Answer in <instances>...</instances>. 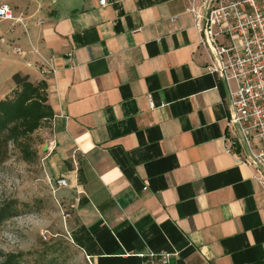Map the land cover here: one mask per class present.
I'll use <instances>...</instances> for the list:
<instances>
[{
  "label": "crops",
  "instance_id": "crops-1",
  "mask_svg": "<svg viewBox=\"0 0 264 264\" xmlns=\"http://www.w3.org/2000/svg\"><path fill=\"white\" fill-rule=\"evenodd\" d=\"M190 1L48 0L12 21L32 52L9 63L2 87L15 73L47 84L43 160L89 264H139L145 250L171 252V264H264L263 187L224 151V92Z\"/></svg>",
  "mask_w": 264,
  "mask_h": 264
},
{
  "label": "built area",
  "instance_id": "built-area-1",
  "mask_svg": "<svg viewBox=\"0 0 264 264\" xmlns=\"http://www.w3.org/2000/svg\"><path fill=\"white\" fill-rule=\"evenodd\" d=\"M186 11L193 16L198 45L207 54L205 69L218 78L224 92V151L254 168L264 191V0H191ZM0 20L20 22L7 3H0ZM53 59V54L41 56L43 75L56 72ZM148 105H154L150 97ZM57 184L66 185L65 178H58ZM136 255L139 264H171L169 251Z\"/></svg>",
  "mask_w": 264,
  "mask_h": 264
},
{
  "label": "rangeland",
  "instance_id": "rangeland-1",
  "mask_svg": "<svg viewBox=\"0 0 264 264\" xmlns=\"http://www.w3.org/2000/svg\"><path fill=\"white\" fill-rule=\"evenodd\" d=\"M13 8L14 15L25 9L44 5L48 0H0ZM197 4L199 0H196ZM8 31L9 37L0 41V97L5 93L4 79L9 63L24 60L32 52L30 42L16 43L19 32L25 34L27 27L12 24L11 20L0 21L1 32ZM15 38V39H14ZM6 43L18 44V50L5 52ZM37 47V46H36ZM41 51V49L38 47ZM233 83V82H231ZM8 90L4 97L8 96ZM44 127V126H43ZM43 127L33 132L28 143L36 155L29 160L21 158L20 151L9 144L8 156L0 164V203L17 199L19 213L0 225V260L3 254L22 251V264H89L87 259L68 239L67 197L51 186L44 162L42 145L46 140Z\"/></svg>",
  "mask_w": 264,
  "mask_h": 264
},
{
  "label": "trees",
  "instance_id": "trees-1",
  "mask_svg": "<svg viewBox=\"0 0 264 264\" xmlns=\"http://www.w3.org/2000/svg\"><path fill=\"white\" fill-rule=\"evenodd\" d=\"M12 79L14 87L0 99V164L8 156L10 143L20 151L23 160L35 156L28 138L54 115L44 80L35 81L21 73L13 74ZM18 203L17 199L0 203V225L19 213ZM24 255L22 251L3 254L0 264H22Z\"/></svg>",
  "mask_w": 264,
  "mask_h": 264
}]
</instances>
